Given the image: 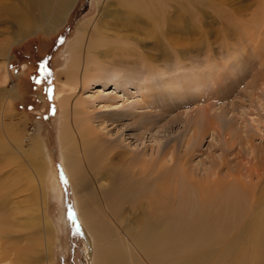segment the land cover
I'll list each match as a JSON object with an SVG mask.
<instances>
[{"label":"rangeland","instance_id":"obj_1","mask_svg":"<svg viewBox=\"0 0 264 264\" xmlns=\"http://www.w3.org/2000/svg\"><path fill=\"white\" fill-rule=\"evenodd\" d=\"M29 4L27 0H0V51L17 36L20 13L31 14L34 19L30 28L32 32L12 44L6 67H3V51L0 52V73L4 76L0 79V93L15 87L14 96L9 98L12 108L3 113L0 110V142H4L0 143V221L12 227L10 233L19 235L21 245H28V253L35 247L42 250L45 237L49 236L50 256L54 264H86V233L82 227L78 198L91 202L97 185L90 177L84 186L74 185L64 169L60 136L71 128V124L67 109L65 112L58 102L57 79V73L67 65L74 67L68 47L76 41L84 26L87 31L82 50L86 49L88 37L94 32L92 46L95 44V51L105 50L106 46L122 48L126 45L129 51L115 50L118 60L123 57L127 62L120 64L116 61L115 65L103 56L92 59L89 54L87 64L92 65L93 79L114 80L118 73L123 81L118 85L106 80V84H95L97 81H94L84 91L82 85L76 83L70 102L81 98L87 100L95 95L92 103L86 102L88 111L94 115V125L97 126L102 122L101 116L104 120L111 117L112 120L107 121H113L114 126L111 124L107 129H115V120L122 116L125 126L120 134L115 132L117 135L114 137L122 135V142L117 146L130 156L122 163L116 160L117 164L124 165L123 168L140 166L142 160L147 164L156 162L157 166L167 159H170L168 166L170 163L171 166L187 163L186 171L178 168L184 174L182 177L179 170L172 171L154 181L150 179V184L137 183L128 174V178L123 179L117 164L111 169L112 173L109 167L106 168L104 175L108 177L102 180L103 183L99 180L101 187L113 186L117 190L123 186L128 192L121 216L125 223L137 224L151 210L150 204L153 203L154 207L162 206L164 210L170 205L177 211L185 206L186 201L187 208L193 203L209 201L204 197L196 201L195 197L192 199L190 192L194 189L227 193L237 188L250 193V188L242 187L241 182L264 174V79L254 78L255 74L264 73L261 67L264 66V0H163L160 1L163 7L161 20H153L137 11L141 21L135 23L108 15L109 12L115 15L117 9L124 8L118 0H73L65 17L49 30L43 28L39 10ZM101 21L104 35L97 29ZM117 35H126L127 38L117 44L118 40L114 41ZM262 36L256 45L255 41ZM80 59H77L78 64H81ZM152 74L162 82L157 97L147 90L152 84ZM64 79L65 74L62 73L60 81ZM169 81L172 84H167ZM61 93L64 97L65 92ZM108 101H123L124 106L116 110L102 108ZM5 105L0 100V106ZM134 112L139 114L137 119L132 116ZM81 115L75 112L73 118L77 120ZM15 121L20 124L22 147L27 151L33 144L42 147L40 163L38 157L23 159L17 156L18 159L13 160L18 152L10 145L4 129L7 127L8 132L12 131L10 127ZM17 165L30 167L33 172L39 165L45 169L42 186L45 193L43 205L51 223L48 234L39 227L26 228L31 224L22 208H38L42 197L36 180L35 189L38 187V190L16 176ZM197 173L204 175L203 178L199 176L202 181ZM209 173L219 181L207 187L205 178ZM183 178L186 193L181 188ZM233 178L237 181L230 184L229 180ZM198 179L197 186L191 185ZM56 183H59L60 190ZM114 190L109 195L113 193L117 198ZM180 195L187 197L180 199ZM161 201L163 204L166 202V207ZM87 206L90 207L89 203L82 209L86 216L90 214L88 209L93 210ZM158 212L151 211L161 218ZM31 238L35 242L28 243ZM7 240L10 248L8 237ZM248 250V253L242 249L238 252L235 247L232 253L236 255L230 263L258 264L259 257H264V250L256 255L252 253V246Z\"/></svg>","mask_w":264,"mask_h":264},{"label":"bare ground","instance_id":"obj_2","mask_svg":"<svg viewBox=\"0 0 264 264\" xmlns=\"http://www.w3.org/2000/svg\"><path fill=\"white\" fill-rule=\"evenodd\" d=\"M27 1L33 7H36L37 10H39L40 12L39 14L42 17V26L43 28L49 30L61 22V19L65 17L64 14L69 10L70 4L72 3L73 0H27ZM160 1L163 0H118V3L124 8L122 10L117 9L115 15H113L110 12L108 13V15L112 16V18L116 16L121 18V20H130L135 23L141 21V17L137 16L138 14L136 13L137 11H139L140 13L147 15L149 18L153 20H161V16L163 14L161 9L163 7L160 6ZM20 15H21L20 18H18L20 28L17 33V36L14 37V39H12V41H10L5 47L2 45L3 48L0 51V52L3 51L1 55L2 58L5 60V64L3 65V67L7 66V61L10 58L9 52L12 44L19 41L23 36L28 35L29 32H32L31 31L32 29L30 30V28H32V24L34 20L33 16L27 13L23 15L22 13H20ZM102 26L103 25L101 21L97 29L99 31L102 30V33L104 35L105 32L103 31ZM86 31H87V27L84 26L82 28V33L77 37L76 41H74L68 47V50L69 52H71V55L73 57L72 63L74 67L70 68L67 65L63 71L57 73L58 89L60 92V101L58 102L64 111L65 109H67V113L70 116V124H71V128H69L68 125L69 129H67L60 136L61 155H62V162L64 169L67 172V174L70 176L74 185L84 186L86 179L89 177L93 181H95L97 185V192L95 191L96 193L94 194V198L91 199V202L90 200L89 201L85 200L86 201L85 202L79 200L78 198L82 227L86 233V238L84 240L85 263L86 264H231L230 262L233 260V258H235L236 255L232 253V250L235 247L238 248V252H240V250L242 249L244 250V252L248 253L249 252L248 249L250 248V246H252L253 249L252 253L255 255L257 254V252L264 250V192H263L264 174L259 175L257 177L252 176L247 182L246 181L241 182L242 187L248 186L250 188L249 194H247L243 190L233 187H232L233 189L227 193H211L208 191H204L202 189L199 190L194 189L190 192V197L192 199L193 197H195V201H196L198 200L199 197H204L206 200L209 201L205 202L204 204L193 203V205L190 206V208H187V201H186L184 202L185 206L177 211H174V208L170 205H167L166 207L165 206L166 202L165 204H163L164 201L163 202L161 201L163 206L166 207V209L164 210L161 208L162 206L154 207V203H153L150 204V206H152L151 210L143 217V219L138 221L137 224L134 223L132 225L125 223V220L122 219L121 216H122L123 204L126 202V199L129 197L127 190L123 186L117 190H114L113 186L109 188L105 186L101 187L102 180L107 179L108 177L107 175H106L107 177L104 175V173L106 174L105 172L106 168L109 167L110 168L109 171H111V169H114L115 167L114 165L117 164L118 162V161L116 162V160H120L122 163L123 161H126L127 158L128 160L130 158V156H128L126 152H124V150H120L119 147L117 146L119 145V143L122 142V138H121L122 135L119 136L118 138L114 137L116 133L120 134V131H122L123 127L125 126V124L123 123V119H121L122 116H120V118L117 117V119L115 120V122L117 123L115 126L116 130L113 129L112 127L111 129H107V126L109 127V125L111 126V124H113L112 123L113 121L108 123L109 120H112L111 117L110 119H107L108 120L107 121L106 117L104 120V118H102L103 116H101L102 119L101 124L98 126L94 125L95 117L90 111H88L86 102L92 103L91 100L92 98L95 97V95L90 96V98L87 100L81 98L79 99V101H75L74 103H71L69 98L71 97V94L75 88L76 83L81 84L82 89L84 91L86 88L90 87V85H92L94 81H97L95 82V84L100 82L102 84H106L107 82V83H113L115 85H118L123 81L120 77H118V73L114 75L113 77L115 78L114 80L111 79L103 80L101 78L93 79L94 77L91 74L93 72L92 65L87 64V56L89 54L91 55L90 57H92V59H97L103 56V58L109 59V63L114 62V64L116 65V61H119L120 64L127 61L123 60L124 58L122 56H121L122 59L118 60L117 57L119 55L117 54L118 52L115 49H120V50L126 49L127 51L129 50L128 48H126V45L125 47L122 48L121 47L119 48V46L114 45V46H108V48L106 46L105 50L103 49L101 51H95L93 47L95 46V44L92 46V43L94 41L93 39L95 36L94 32H92L90 37H88L86 49L84 48L82 50V45H84L83 42L86 41L85 40ZM263 36L255 41L256 45L262 40L261 38H263ZM126 38H127L126 35H117L116 38H114L115 39L114 41L118 40V42L116 41L118 44L120 43L119 40L123 42V40L124 39L126 40ZM77 59L81 60V64H78ZM261 67L264 68V66L262 65ZM150 70L152 71L153 68L150 67ZM62 73L65 74V78H66V80L64 79L63 82L60 81V75ZM261 74H264L263 71H261L259 74H255L254 78L256 79L259 76L260 79H264V77ZM1 76L4 77L0 73V79L2 80ZM151 76H152L151 79L152 84L148 85L147 90L150 92H154V95L156 96L159 95L161 92L160 88H162L161 87L162 82L155 79V74H152ZM171 81L174 82L173 78L171 79ZM123 84L126 83L124 82ZM167 84H172V83H170L169 81L167 82ZM154 85H157L158 88ZM14 90L15 87L13 86L10 90H6V91L3 90V92L0 93L1 102H3V104H7L5 106H0V110L2 113L7 109L12 108L11 99L9 98H12L14 96ZM61 92H65L64 97H62L63 94ZM112 99L114 100L115 97L113 96ZM104 104L105 105L102 104L103 105L102 108L108 107L109 109H114V110H116V108H118L119 106L122 107L124 106L123 101H121L120 103L108 101L107 104L106 103ZM156 105L158 104L156 103ZM75 112L77 114L82 113V115L79 116L77 120L76 118H73ZM132 116L135 118L136 116H139V114L134 112ZM135 119H137V117ZM18 122H22V120H18ZM18 122L15 121L14 123L11 124L13 127H10L12 128V131H9L10 133L8 132L7 127H5L4 129V135L8 137L10 145L12 144L15 147L16 151L18 152L15 153L16 156H14L13 160H17L18 159L17 156L23 159L38 157L37 161L40 163L42 147L33 144V146L30 147L31 150L27 151L24 147L20 145L21 142L19 136L21 131L20 128H18V124H19ZM3 137L5 138V136ZM0 143L4 144V142H0ZM171 159L173 160V157ZM169 161L170 159H167L162 165L159 166L156 165V162L155 164L154 163L152 164L151 162L147 164V161L145 160L141 161L140 166L139 165L131 166V167L126 166L124 168H123L124 166L123 164H122L123 166L121 164H117L116 166L120 167V173L123 179L128 178V176L131 175L138 181L137 183L144 184L145 182L148 183L150 179H153L151 181H154L164 173H168L172 171L176 172L179 169L186 171L185 166L187 163L186 164L183 162L176 163L175 165L173 164L172 166L170 165L171 164L170 163L168 166ZM15 171H16V176L18 178L23 179L25 182H27V184L33 185L34 189L36 186L35 184V180H36L39 184V188L41 191V192L39 191L40 192L39 195L41 194L42 197V204H40L41 202L40 203L37 202L38 203L37 205L39 206L38 208L35 209L34 207L22 208L23 209L22 213L28 216L27 217L28 222L31 224L28 226L23 224L24 225L23 227L25 226L26 228L39 227L42 228L46 232V234H48L51 223L47 219L45 205H43V199L45 201V193H44V188L42 186L44 181V174H45L44 167L42 165L36 166L33 172L32 168L30 167H23L17 165ZM116 174H119V172H116ZM181 175L184 174L180 172L179 176ZM212 175L213 174L210 173L207 176L205 175L206 176L205 181H207L205 185L207 187L211 186L214 183L216 184L219 181V178L217 179L213 178ZM199 176L200 174H198V178ZM114 178L116 179V177ZM183 179L184 180H182L181 188L183 189V192L186 193L187 186L186 184L185 185L183 184L185 183V178ZM199 179L197 181L195 180V182H193V184L191 185L197 186V184L200 181H202V179H200V181ZM99 180H101V182ZM235 181H237V179L233 178L229 180V183L233 184L235 183ZM56 184L58 190H60L59 183ZM119 184L124 185L123 182H120ZM37 188L35 190L39 189ZM112 190L116 191V194L118 195L117 198L113 196V193L109 195V193ZM180 196H182L180 199H182L183 197L184 198L187 197L183 195ZM155 197L153 198L155 199ZM192 202H194V200ZM87 203H89L90 205V207L89 206L87 207L93 208V210L90 209H88L89 211H87V209L85 210V213L86 211L90 213L88 214V216H86V214L84 213L82 214V209L87 205ZM213 207L216 208L213 209ZM36 209H38V211ZM157 210L159 211L158 213H160V215L162 216L161 218H159L158 214L151 213V211H154L155 213V211ZM10 228L12 227L8 225L6 222L0 221V263L54 264L50 256L49 246L51 245L49 241V236L45 237L42 250L41 248L35 247L32 250V252L28 253V249H29L28 245L27 244L26 246L21 245V240L18 238L19 235H14L10 233L11 231ZM7 232H9L8 235ZM7 237L10 240V248H8L7 246L8 243ZM32 240L34 239L31 238L27 242L29 243ZM42 251H44V253ZM257 262L258 264H264V257L262 256L259 257V260Z\"/></svg>","mask_w":264,"mask_h":264},{"label":"snow or ice","instance_id":"obj_3","mask_svg":"<svg viewBox=\"0 0 264 264\" xmlns=\"http://www.w3.org/2000/svg\"><path fill=\"white\" fill-rule=\"evenodd\" d=\"M41 67H42V69H43V65H42Z\"/></svg>","mask_w":264,"mask_h":264}]
</instances>
